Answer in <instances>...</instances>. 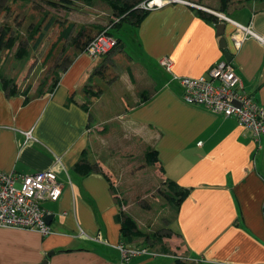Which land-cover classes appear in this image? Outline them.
Listing matches in <instances>:
<instances>
[{"label": "crops", "instance_id": "1", "mask_svg": "<svg viewBox=\"0 0 264 264\" xmlns=\"http://www.w3.org/2000/svg\"><path fill=\"white\" fill-rule=\"evenodd\" d=\"M183 1L149 10L138 24L114 25L117 47L96 60L81 47L99 30L103 12L117 14L109 0H75L84 5L81 13L69 5L67 23L48 25L56 29L55 38L45 35V24L29 33L28 41L39 35L33 44H23L29 56L16 55L18 41L0 51L21 62L8 64L11 77L0 72V169L23 174L54 169L62 185L57 201H40L53 214L50 234L0 228V264H163L158 257L173 258L175 264H264V142L260 147L235 118L187 103L174 79L207 75L215 62L226 59L224 37L245 90L264 106V0H241L238 6L229 0L226 9L221 0ZM192 3L221 9L254 35L238 46L235 22L224 21L220 35L217 16ZM75 12L79 21L73 20ZM69 23L75 25L64 38ZM41 43V50L49 51L38 67L55 51L66 57L65 65L53 64L37 83L27 75L20 79L31 49ZM164 57L172 60L171 71L160 64ZM2 75L17 80L15 93L4 89ZM28 131L34 139L27 141ZM150 149L158 151L155 164L146 161ZM81 161L88 165L85 173L77 170ZM152 166L162 181L189 188V195L180 206L170 198L168 205L161 202L166 212L158 223L165 226H155L165 234L146 233L129 215L140 235H126L119 185L140 171L152 182ZM98 234L102 241L95 239ZM120 242L148 248L150 254L124 263L116 247Z\"/></svg>", "mask_w": 264, "mask_h": 264}, {"label": "built area", "instance_id": "2", "mask_svg": "<svg viewBox=\"0 0 264 264\" xmlns=\"http://www.w3.org/2000/svg\"><path fill=\"white\" fill-rule=\"evenodd\" d=\"M172 2L183 0H160L141 2L137 7L142 10H151ZM193 6L217 16L222 21H233L221 11L207 8L199 4ZM114 23L119 22L121 16ZM238 27L236 44L250 35H254L250 26L233 21ZM111 24V27L113 24ZM109 29H102L86 44L83 52L93 58L108 54L118 45ZM160 64L171 71L172 60L164 57ZM183 88L184 100L189 104L206 107L214 113L235 118L239 124L249 128L255 141L260 147L264 142V106L259 104L244 88L242 79L237 73L234 64L226 59L218 60L209 69L207 75L200 77L175 76ZM27 141L34 139L32 131L26 132ZM202 142L200 141L199 144ZM62 194V185L54 169L41 170L35 173L5 172L0 169V228H19L35 230L44 235L50 234L51 227L46 219L50 214L44 209L40 201H57ZM102 241L101 234L95 237ZM124 263L141 254H150L148 248L129 247L124 242L116 245ZM155 253V252H154ZM156 254V253H155Z\"/></svg>", "mask_w": 264, "mask_h": 264}, {"label": "rangeland", "instance_id": "3", "mask_svg": "<svg viewBox=\"0 0 264 264\" xmlns=\"http://www.w3.org/2000/svg\"><path fill=\"white\" fill-rule=\"evenodd\" d=\"M57 1V0H55ZM133 0H131L132 2ZM149 2L152 0H148ZM231 1V0H230ZM241 0L234 1L233 0V6H238L239 3H241ZM74 9V11H82L83 4H73L71 5ZM106 8L107 6L104 5ZM206 7V6H205ZM221 8V7H220ZM66 9L62 5L53 6L50 3H48V0H27V1H18L15 2L14 0H0V24L1 25H10L12 29L14 30L11 35H16L18 37V42L25 43L32 42L34 43L36 38L39 36L37 35L36 38L32 37L30 41H28V38L30 37L29 33L31 31H34L40 27H45L47 24L53 23L52 20L58 19V20H65V13ZM141 9V8H140ZM214 10V9H213ZM69 11V9H68ZM102 11H104L102 9ZM217 11V10H216ZM222 11L221 9L217 12ZM74 13L73 20L76 19L79 21L81 17L77 15V13ZM45 15V18L40 20ZM48 14V15H47ZM103 21L101 23V26L99 30L96 33H93L92 36L98 34L102 29L108 28L111 30L110 24L112 22H115L116 14L111 16V14H105L102 13ZM115 16V17H114ZM56 21V25L61 24V21ZM41 22V24H39ZM68 20H66V23ZM54 25V26H56ZM53 26V27H54ZM59 27V26H58ZM48 28V27H47ZM60 28V27H59ZM127 28H129L128 25L125 26V31ZM117 30H114V33ZM116 34V33H115ZM45 35L50 36L51 38H55L57 33L56 29H48L46 30ZM123 41L125 43V46L127 47L125 51L127 53L132 52L131 47L129 46L127 42V37L122 36ZM130 42H133L130 40ZM43 43H41L38 49L34 50L31 49V57L32 59L27 63L26 68L24 69L22 75L20 76V79L25 77H30V80H33L35 83L42 81L44 78H46L47 73L52 68L53 64L58 66L59 68L64 64L65 56L61 55L59 51H55L52 53L51 57H48L47 61L44 64H47L46 66H37L38 61H43L47 55V49L41 50V46ZM129 48V49H128ZM7 54V53H6ZM6 54L0 56V72L4 75H9V66L8 64L14 63V67L19 66L20 61L15 60V58H8ZM9 54V53H8ZM92 60H96V58L91 57ZM8 67V69H7ZM137 166V164H136ZM141 167V166H139ZM138 167V168H139ZM143 168V167H142ZM141 168V170H142ZM159 170H156V167L152 166L151 170L148 171V175H151L152 182L147 178V181L144 179V175H142L141 171L140 174H134L136 172H132L127 175V177L122 180V183L119 185L121 190L123 191L120 196V207L122 212H125L127 215H132L135 218H137L141 224L142 227L145 228L146 233L155 234L159 233V235H163L167 232V230H162L161 227L157 226H165V223L159 225V219L161 217V213L166 212V206H162L161 202H166L167 205L169 204L167 201V196H171L174 194L169 188H168V182L162 181L159 177L160 172ZM131 175V176H130ZM147 207H150L149 210L151 212H148L146 209ZM166 229V227H164ZM165 232V233H164ZM165 236V235H164ZM157 258V257H156ZM159 260H163V264H175L176 260L173 258H162L158 257ZM177 264V263H176ZM191 264V263H189Z\"/></svg>", "mask_w": 264, "mask_h": 264}, {"label": "trees", "instance_id": "4", "mask_svg": "<svg viewBox=\"0 0 264 264\" xmlns=\"http://www.w3.org/2000/svg\"><path fill=\"white\" fill-rule=\"evenodd\" d=\"M15 2H18L19 0H14ZM27 1V0H24ZM81 1H85V2H89L92 0H81ZM145 0H133L131 2V0H109V3L111 4V6L113 7V9L115 10V12L117 13V16H121V19L119 22H116L113 24L114 27L119 28L121 27V25L125 22V21H134V23L138 24L140 23L143 18L145 17V15L149 12V10H142L139 7H137L141 2H143ZM75 2V0H58L57 1H48V3H50L53 6H57V5H62L63 7L67 8L69 5H73V3ZM221 4H222V9H226L228 4H229V0H221ZM58 19H54L52 20V22L57 21ZM61 21V23H65L66 20H58ZM50 24V22H49ZM47 24L46 26V30H48L49 27ZM75 23H69L68 27L66 29H64V32L62 33V37L67 38L69 37L71 31L74 28ZM112 26V27H113ZM111 27V30L108 31L109 34L114 35L113 34V28ZM39 28H37L38 30ZM14 30L12 29V27L10 25H1L0 24V51L3 48H12L14 47V45L16 44V42L18 41V37L16 35H11V33ZM82 34L79 33L75 39H78L79 36H81ZM115 36V35H114ZM44 37V33H42L40 35V37L38 38V41H41ZM91 37V36H89ZM116 37V36H115ZM92 38V37H91ZM90 38V39H91ZM117 38V37H116ZM118 40V38H117ZM88 42H85L83 44V46L81 47V49H84V45L86 46ZM119 43V40H118ZM29 51L27 49V47H25L23 45V43L20 44L19 46V50H17V56L20 58L29 56ZM2 79V84L4 89H6L7 91H9L10 93H15L18 90V83L17 80L14 78H8L5 76H1ZM96 95V93H95ZM146 161L148 164H155L159 161L158 158V151L155 149H150L149 151H147L146 153ZM87 163L85 161H81L79 162L76 167L77 170H79L82 173H85L88 171L87 168ZM168 182V188L174 193L171 196H167L168 198L171 199L172 203L175 205H179L181 204V202L189 195L190 189L189 188H178L175 182ZM119 219L122 222V230L125 231L126 235L131 231L132 234L135 235H140V231H138L137 229V224L136 222L133 220L132 217H130L129 215H127L125 212H121L119 215ZM179 261V260H177Z\"/></svg>", "mask_w": 264, "mask_h": 264}, {"label": "water", "instance_id": "5", "mask_svg": "<svg viewBox=\"0 0 264 264\" xmlns=\"http://www.w3.org/2000/svg\"><path fill=\"white\" fill-rule=\"evenodd\" d=\"M224 28H225V22L222 21L217 25V29L220 35H223L224 33ZM221 42H222V47L225 48V56H226V60L227 61H232V54L230 53V51L227 49V45H226V40L224 39V37L221 38ZM52 218H53V214H48L46 219L48 221V223L50 224L52 222ZM53 253V252H52ZM51 253L48 254V256H50ZM47 261V260H45Z\"/></svg>", "mask_w": 264, "mask_h": 264}, {"label": "bare ground", "instance_id": "6", "mask_svg": "<svg viewBox=\"0 0 264 264\" xmlns=\"http://www.w3.org/2000/svg\"><path fill=\"white\" fill-rule=\"evenodd\" d=\"M155 1H160V0H155ZM173 3V2H172Z\"/></svg>", "mask_w": 264, "mask_h": 264}]
</instances>
